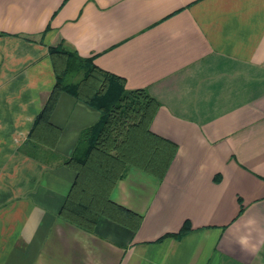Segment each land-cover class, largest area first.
<instances>
[{
	"label": "crops",
	"instance_id": "obj_1",
	"mask_svg": "<svg viewBox=\"0 0 264 264\" xmlns=\"http://www.w3.org/2000/svg\"><path fill=\"white\" fill-rule=\"evenodd\" d=\"M60 44L145 90L176 145L161 179L130 167L111 191L135 229L61 216L97 110L62 92L54 147L22 149ZM0 264H264V0H0Z\"/></svg>",
	"mask_w": 264,
	"mask_h": 264
},
{
	"label": "trees",
	"instance_id": "obj_2",
	"mask_svg": "<svg viewBox=\"0 0 264 264\" xmlns=\"http://www.w3.org/2000/svg\"><path fill=\"white\" fill-rule=\"evenodd\" d=\"M48 55L55 82L22 149L54 147L60 130L49 119L62 92L97 110L99 120L80 131L66 160L76 176L61 216L87 230L102 216L135 229L140 217L111 202L110 194L130 167L159 179L166 172L176 145L150 130L159 104L143 89L127 91L120 77L61 44L49 47Z\"/></svg>",
	"mask_w": 264,
	"mask_h": 264
}]
</instances>
